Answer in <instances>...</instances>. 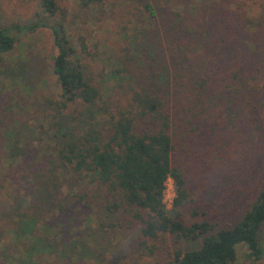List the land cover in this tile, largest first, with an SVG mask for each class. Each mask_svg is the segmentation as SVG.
Masks as SVG:
<instances>
[{
    "label": "rangeland",
    "instance_id": "obj_1",
    "mask_svg": "<svg viewBox=\"0 0 264 264\" xmlns=\"http://www.w3.org/2000/svg\"><path fill=\"white\" fill-rule=\"evenodd\" d=\"M83 1L56 0L53 22L65 28L85 76L114 100L129 86L127 79H115L110 73L115 55L129 46L134 35L140 37L148 29L140 8L143 1L157 11L154 27L160 28L168 16L183 13L195 17L192 25L199 32H210L205 58L199 50L191 55L203 60L205 83L193 80L181 88L193 103L190 121L195 129L181 140L185 148L177 145L172 160L184 175L191 201L181 210L184 223L205 215L216 229L236 224L264 185V0H114L88 6ZM41 13L37 0H0L4 27L22 25ZM160 35L161 41L165 39L166 34ZM14 38L13 50L0 58V135L10 120L9 125L12 121L28 128L37 125L39 136L46 138L54 112L45 101L60 99L52 72L57 54L53 35L50 29H39ZM190 75L192 71L185 77ZM7 169L0 156V264H171L175 251L199 247V242L177 241L169 234L142 239L138 225L105 219L101 214L104 190L90 178L64 184L55 198L48 195V207L37 204L35 208L28 181L21 180L18 172L10 177ZM78 192L87 195L85 201L69 199ZM174 199L170 179L163 196L167 211L172 210ZM32 209L52 243L40 254L17 234L18 214L33 213ZM193 209L196 217L191 215ZM98 217L108 225L98 226ZM259 241L262 257H249L241 246L236 264H264V225Z\"/></svg>",
    "mask_w": 264,
    "mask_h": 264
},
{
    "label": "trees",
    "instance_id": "obj_2",
    "mask_svg": "<svg viewBox=\"0 0 264 264\" xmlns=\"http://www.w3.org/2000/svg\"><path fill=\"white\" fill-rule=\"evenodd\" d=\"M37 1L42 13L35 19L22 25H0V58L13 50L14 35L39 29L51 30L57 51L52 72L60 88V99L45 101L54 112L46 138L39 136L37 125L28 128L17 121L9 125L10 120L0 135V156H4L8 166L7 174L13 177L18 172L21 180L28 181L35 208L37 204L48 207V195L55 198L64 184L90 178L104 190L101 214L105 219L138 225L142 239L169 234L177 241L199 242L196 249L175 251L171 264H236V250L241 246L249 257L260 259L264 185L250 209L233 226L216 229L205 215L189 224L182 219L181 210L191 201L184 175L172 159L178 147L185 148L181 140L195 127L190 121L193 103L181 88L193 80L205 83L201 65L210 44V32H199L192 25L195 17L183 13L168 16L160 22V28H155L157 11L143 1L140 8L149 30L141 31L140 37L134 35L129 46L115 55L110 73L115 79H127L129 86L125 94L114 100L85 76L65 28L53 22L58 10L56 0ZM105 1L114 0L83 3L88 6ZM160 32L166 34L162 41ZM195 50H199L202 61L191 58ZM190 71L192 75L185 77ZM188 125L190 129L185 131ZM33 134L38 135L34 138ZM169 178L175 189L171 211L163 202ZM86 197L78 192L69 199L80 203ZM191 215L196 217L198 213L193 209ZM102 218H97L100 227L108 225L101 222ZM44 229L35 212L18 214L17 234L27 238L37 254L41 248L52 247Z\"/></svg>",
    "mask_w": 264,
    "mask_h": 264
},
{
    "label": "built area",
    "instance_id": "obj_3",
    "mask_svg": "<svg viewBox=\"0 0 264 264\" xmlns=\"http://www.w3.org/2000/svg\"><path fill=\"white\" fill-rule=\"evenodd\" d=\"M171 178H169L168 180H167V182L170 180ZM166 185V184H165Z\"/></svg>",
    "mask_w": 264,
    "mask_h": 264
}]
</instances>
